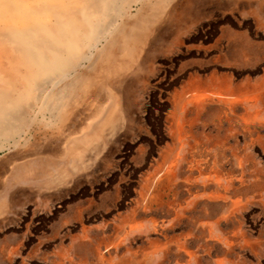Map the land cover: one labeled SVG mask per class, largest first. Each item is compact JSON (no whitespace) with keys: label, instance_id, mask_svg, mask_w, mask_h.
<instances>
[{"label":"rangeland","instance_id":"1","mask_svg":"<svg viewBox=\"0 0 264 264\" xmlns=\"http://www.w3.org/2000/svg\"><path fill=\"white\" fill-rule=\"evenodd\" d=\"M174 20L162 26L143 82L130 87L134 124L98 156L85 150L91 165L61 140L51 143L58 155L31 157L28 169L19 168L25 157L2 153L0 264H104L99 251L110 264H264V129L249 147L242 126L218 127L215 107L189 139L169 128L172 95L195 78L232 84L240 100L249 92L264 119V10L258 0H187ZM216 162L246 175L236 181L235 199L245 198L236 213L210 185L220 183L209 174ZM65 169L70 179L50 181Z\"/></svg>","mask_w":264,"mask_h":264},{"label":"bare ground","instance_id":"2","mask_svg":"<svg viewBox=\"0 0 264 264\" xmlns=\"http://www.w3.org/2000/svg\"><path fill=\"white\" fill-rule=\"evenodd\" d=\"M184 1L0 0V157H25L19 168L30 167L31 157L46 163L58 155L51 143L61 140L66 154L90 164L85 150L98 156L108 141L134 124L139 100L130 87L143 82L140 76L151 69L148 57L157 49L162 26L172 25ZM263 5L264 0H258V6ZM234 89L232 84L196 78L185 84L172 95V136L178 141L193 137L202 113L215 107L219 128L228 123L232 131L240 125L249 147L254 145L264 119L248 101L249 92L241 94L243 101L236 95L240 88ZM86 123V131L78 136V128ZM209 174L220 182L210 185L228 201V211L236 213L245 202L234 197L243 187H236V181L244 185L246 175L242 171L238 178L219 162ZM71 176L65 169L50 181L64 183ZM176 248L183 260L185 240L178 239ZM98 255L110 264L100 251Z\"/></svg>","mask_w":264,"mask_h":264},{"label":"crops","instance_id":"3","mask_svg":"<svg viewBox=\"0 0 264 264\" xmlns=\"http://www.w3.org/2000/svg\"><path fill=\"white\" fill-rule=\"evenodd\" d=\"M262 8H263V10H264V5H263V7H262ZM254 12H256V9H254Z\"/></svg>","mask_w":264,"mask_h":264}]
</instances>
